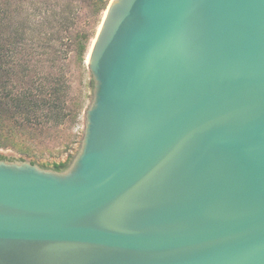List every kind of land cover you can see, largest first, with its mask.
<instances>
[{
  "label": "water",
  "instance_id": "95a60500",
  "mask_svg": "<svg viewBox=\"0 0 264 264\" xmlns=\"http://www.w3.org/2000/svg\"><path fill=\"white\" fill-rule=\"evenodd\" d=\"M62 171L0 160V264H264V0H111Z\"/></svg>",
  "mask_w": 264,
  "mask_h": 264
},
{
  "label": "trees",
  "instance_id": "16d2710c",
  "mask_svg": "<svg viewBox=\"0 0 264 264\" xmlns=\"http://www.w3.org/2000/svg\"><path fill=\"white\" fill-rule=\"evenodd\" d=\"M83 2L90 5L89 30L78 26ZM109 2L0 0V147H14L25 130L60 125L69 115L78 119L82 107L69 102V64L73 60L82 77Z\"/></svg>",
  "mask_w": 264,
  "mask_h": 264
},
{
  "label": "rangeland",
  "instance_id": "374dc122",
  "mask_svg": "<svg viewBox=\"0 0 264 264\" xmlns=\"http://www.w3.org/2000/svg\"><path fill=\"white\" fill-rule=\"evenodd\" d=\"M103 16L104 13L102 14L101 21ZM92 22L90 5L83 2L81 4V11L79 12L78 26L84 30H89ZM80 72L76 63L72 60L69 64V80L71 84L69 96L72 100L69 102L76 103L82 107L78 119L73 120L72 116L69 115L60 125H54L49 128L44 127L43 129L25 130L14 139V147H0V157L3 158L2 160H25L43 169L51 170H54V165L57 164H64V169L69 167L79 152L84 124L83 113L91 100L93 88V85H89L90 78L86 65L82 72V77L80 76Z\"/></svg>",
  "mask_w": 264,
  "mask_h": 264
},
{
  "label": "bare ground",
  "instance_id": "6f19581e",
  "mask_svg": "<svg viewBox=\"0 0 264 264\" xmlns=\"http://www.w3.org/2000/svg\"><path fill=\"white\" fill-rule=\"evenodd\" d=\"M89 52V51H88ZM88 59V53H87V55H86V57H85V61Z\"/></svg>",
  "mask_w": 264,
  "mask_h": 264
}]
</instances>
